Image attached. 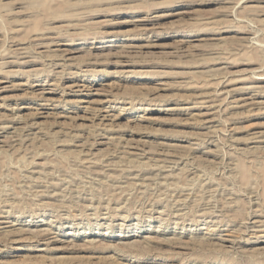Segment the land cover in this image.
<instances>
[{"label":"rangeland","instance_id":"obj_1","mask_svg":"<svg viewBox=\"0 0 264 264\" xmlns=\"http://www.w3.org/2000/svg\"><path fill=\"white\" fill-rule=\"evenodd\" d=\"M0 264H264V0H0Z\"/></svg>","mask_w":264,"mask_h":264},{"label":"bare ground","instance_id":"obj_2","mask_svg":"<svg viewBox=\"0 0 264 264\" xmlns=\"http://www.w3.org/2000/svg\"><path fill=\"white\" fill-rule=\"evenodd\" d=\"M144 19V18H143ZM50 37V36H49ZM47 38V37H46ZM56 38V37H55ZM49 39V38H48ZM148 40V39H147ZM124 43V42H123ZM130 45V44H129ZM39 46V45H38ZM48 48V47H47ZM14 51V50H13ZM25 51H26V49H25ZM65 51V50H64ZM18 52H19V50H18ZM45 53V52H44ZM132 53V52H131ZM19 56V55H18ZM21 57V56H20ZM88 89V88H87ZM249 89V88H248ZM242 99H240V100H238V103H240V104H243V105H246L247 104V102L248 101H251V103L253 102L252 100V98H246V99H243V97H241ZM244 98H245V96H244ZM47 100V99H46ZM255 100V99H254ZM86 101V100H85ZM237 103V102H236ZM250 104V103H249ZM253 104V103H252ZM228 106V105H227ZM247 106V105H246ZM245 106V107H246ZM213 108V107H212ZM56 114V113H55ZM110 117V116H109ZM209 121V120H208ZM212 121V120H211ZM164 168V167H163ZM140 178V177H139ZM172 178V177H171ZM143 180H144V177H143ZM42 197V196H41ZM176 202V201H175ZM183 203V202H182ZM262 223V222H261Z\"/></svg>","mask_w":264,"mask_h":264}]
</instances>
